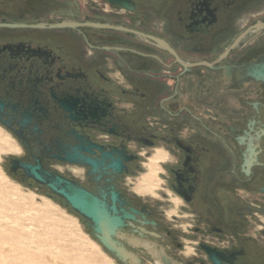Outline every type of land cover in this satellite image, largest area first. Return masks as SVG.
<instances>
[{
  "label": "flooded vegetation",
  "instance_id": "flooded-vegetation-1",
  "mask_svg": "<svg viewBox=\"0 0 264 264\" xmlns=\"http://www.w3.org/2000/svg\"><path fill=\"white\" fill-rule=\"evenodd\" d=\"M118 1L0 0L8 166L114 188L143 264H264V0Z\"/></svg>",
  "mask_w": 264,
  "mask_h": 264
},
{
  "label": "rangeland",
  "instance_id": "rangeland-1",
  "mask_svg": "<svg viewBox=\"0 0 264 264\" xmlns=\"http://www.w3.org/2000/svg\"><path fill=\"white\" fill-rule=\"evenodd\" d=\"M16 151L12 135L0 126V264H122L61 198L9 171L8 157ZM159 158L156 152L145 160L137 189L146 183L157 193Z\"/></svg>",
  "mask_w": 264,
  "mask_h": 264
},
{
  "label": "water",
  "instance_id": "water-1",
  "mask_svg": "<svg viewBox=\"0 0 264 264\" xmlns=\"http://www.w3.org/2000/svg\"><path fill=\"white\" fill-rule=\"evenodd\" d=\"M116 1L122 3V1ZM79 24L64 20L52 24L51 27H76ZM89 24L102 25L95 22ZM65 159L81 162L77 154ZM86 162L92 166L91 172L95 171L97 162L90 158H87ZM110 165L119 170L122 168L120 161ZM18 169L23 170L24 175L36 184L46 187L51 195L61 198L67 206L83 217V221L92 230L99 243L118 261L123 264H143L141 258L118 239L119 231L128 225L126 220L133 219L134 215L118 207L116 202L119 200V193L114 188L111 187L109 193L98 195L77 179L46 168L39 159L35 163L17 158L11 159L9 171L15 173ZM216 264L220 263L216 261Z\"/></svg>",
  "mask_w": 264,
  "mask_h": 264
},
{
  "label": "trees",
  "instance_id": "trees-1",
  "mask_svg": "<svg viewBox=\"0 0 264 264\" xmlns=\"http://www.w3.org/2000/svg\"><path fill=\"white\" fill-rule=\"evenodd\" d=\"M36 184V183H35ZM37 186H38V184H36ZM43 188H46V187H43ZM47 189V188H46ZM47 191H48V193L50 194V192H49V190L47 189ZM51 196H55V195H51ZM55 197H57V196H55ZM64 202V201H63ZM65 203V202H64ZM66 205V204H65ZM67 206V205H66ZM67 207H69L70 208V206H67ZM71 209V208H70ZM72 210V209H71ZM73 211V210H72ZM73 212H75V211H73ZM76 213V212H75ZM77 214V213H76ZM77 215H79V214H77ZM80 216V215H79ZM81 217V216H80ZM82 219H83V217H81ZM90 232H91V234H92V236L96 239V237L93 235V233H92V230L90 229ZM97 240V239H96ZM98 241V240H97ZM99 242V241H98ZM112 255V254H111ZM113 256V255H112ZM114 257V256H113Z\"/></svg>",
  "mask_w": 264,
  "mask_h": 264
},
{
  "label": "bare ground",
  "instance_id": "bare-ground-1",
  "mask_svg": "<svg viewBox=\"0 0 264 264\" xmlns=\"http://www.w3.org/2000/svg\"><path fill=\"white\" fill-rule=\"evenodd\" d=\"M13 148V147H12ZM13 149H15V148H13Z\"/></svg>",
  "mask_w": 264,
  "mask_h": 264
}]
</instances>
